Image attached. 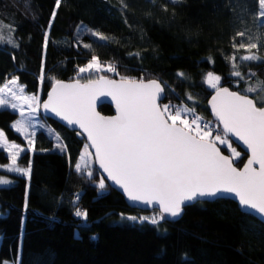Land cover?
Returning a JSON list of instances; mask_svg holds the SVG:
<instances>
[{"label":"trees","instance_id":"obj_1","mask_svg":"<svg viewBox=\"0 0 264 264\" xmlns=\"http://www.w3.org/2000/svg\"><path fill=\"white\" fill-rule=\"evenodd\" d=\"M256 12V0H60L59 8L56 0H0V87L18 77L25 93L42 102L56 80H158L165 104L194 107L211 121L209 72L222 87L250 97L257 94L245 92L246 81H264V18ZM240 43L257 48L233 46ZM250 54L260 59H240ZM93 56L116 71L81 75ZM99 111L111 115L112 107ZM38 114L32 151L18 161L30 165V178L0 172L11 181L0 188V264H264V223L232 200L199 202L180 219L141 223V215L159 211L131 209L105 181L100 189L95 166L91 177L77 172L85 139ZM17 117L0 109V131L24 146L11 127ZM50 132L59 134L65 151ZM246 158L241 153L236 165ZM0 163H8L3 151ZM74 202L88 211L87 222L74 215Z\"/></svg>","mask_w":264,"mask_h":264},{"label":"snow or ice","instance_id":"obj_2","mask_svg":"<svg viewBox=\"0 0 264 264\" xmlns=\"http://www.w3.org/2000/svg\"><path fill=\"white\" fill-rule=\"evenodd\" d=\"M256 3L255 15L264 18V0H256ZM59 6L60 0H56V8ZM52 18H55V12ZM92 34L106 39L99 33ZM237 35L245 34L238 32ZM233 46L247 48L249 51L257 48L255 43ZM230 59L233 61V69H237L236 57L232 56ZM240 59L256 61L260 57L250 54ZM93 69L96 72L102 69L95 56L85 67L79 68V73H87ZM106 70L116 71L112 65H108ZM178 75L183 77L184 73ZM232 75L243 78L239 70L233 71ZM40 79L42 81L43 76ZM220 79L212 72L206 76L208 85L217 89L216 95L212 97V111L223 125L224 133L223 137L217 134L212 139V128L196 114L194 107L161 105L164 87L157 80L144 83L142 80L122 77L117 82L103 76L95 80L89 77L84 84L79 79L74 83L56 80L55 86L48 93L47 101L41 105L37 95L25 94V86L20 85L16 77L0 87V108L19 110L21 119H17L11 127L24 136L29 147L33 144L35 132L29 131L28 122L23 119L25 104L30 109L31 118L35 117L42 106L68 125L83 129L91 141L90 146L95 149L100 168L123 189L128 199L159 206V217L139 218L141 223L148 220L151 224H159L165 219V214L170 218L179 217L186 203L227 195L237 198L241 206L264 217V81H257L256 85L246 81L245 92L257 94L250 98L247 94L229 91L227 87H218ZM98 95L111 96L119 114L110 118L100 116L95 111ZM189 99L192 97L189 96ZM228 134L242 141L251 152V158L247 160L243 170L234 167L232 160L221 155L215 146L217 141L228 144ZM49 135L55 136L56 148L66 150L58 133L50 132ZM228 146L231 148L230 144ZM88 147L85 146L81 162L75 164L77 172L87 169V158L91 155ZM0 149L6 150L10 160L0 168L30 178V165L21 167L18 164V157L25 152V148L20 144L10 143L3 131H0ZM231 151L234 157L240 156L235 148ZM255 164L259 165L258 169L253 167ZM87 175L91 177L92 171L88 170ZM10 183L9 179L0 176V185ZM105 187L104 179H101L99 188ZM79 197L80 194L77 193L76 201ZM73 207L74 215L87 222L88 211L82 210L75 202ZM127 219L137 221L138 217L128 216Z\"/></svg>","mask_w":264,"mask_h":264},{"label":"water","instance_id":"obj_3","mask_svg":"<svg viewBox=\"0 0 264 264\" xmlns=\"http://www.w3.org/2000/svg\"><path fill=\"white\" fill-rule=\"evenodd\" d=\"M107 79H110L109 77L107 76H103ZM95 80V79H94ZM112 80H115L117 82H119L121 79H112ZM76 80H73V81H63L64 83H74ZM158 81V80H157ZM144 83H148L149 81H143ZM159 83H161L160 81H158ZM82 84L84 83H87V82H81ZM161 85L163 86V84L161 83ZM55 86V83L51 86V88L49 89V91L46 93V96L44 98V100L41 102V105L47 101V96H48V93L51 92V89L52 87ZM164 87V86H163ZM217 91V90H216ZM216 91L213 92L210 100H209V112H210V116L211 118L217 122L222 131H223V125L217 120L215 114L213 113L212 111V97L214 95H216ZM231 91V90H229ZM162 97H164V99H162L160 101V103L164 102L165 101V89H164V92L161 94ZM249 96V95H248ZM250 97V96H249ZM252 98V97H250ZM103 105H108L110 107H112V114L111 115H103L102 113H100L99 111V108ZM95 111L97 113H99L100 116H103V117H106V118H110V117H115L117 116L119 113L117 112V109H116V102L111 98V96H107V95H98L96 100H95ZM39 112L40 114L46 118V119H49L53 122H56L58 123L59 125H61L62 127H64L66 130L68 131H74L78 134L79 137H83L85 139V142H86V145H88V149L93 157V162H94V166L97 168L100 176L102 177V179H104V181L108 184V186L113 189L114 191H116L117 193H119L126 205L128 207H130L131 209H135V210H140V211H159V206L156 205V204H152V205H145L143 203H140V202H132L128 199L127 197V194L124 193L123 189H121L119 187V185H116L112 180H110L107 176V173L104 172V170L102 168H100V165H99V161L97 160V158L95 157V149L92 148L90 145H91V141L88 140L87 138V133L84 132L83 129H80L78 126H75V125H68L66 121H63L61 120L60 117L56 116L54 113H52L51 111H46L42 106L39 108ZM227 138H229V140L244 154L247 156L246 158V161L244 162V164L241 166V167H238L235 162H234V159L229 155V154H225L223 151H222V148L216 144L215 146L219 149L221 155H225V156H228L232 162H233V166L234 167H237L238 170H243V166L247 163V160L251 158V152L250 150L247 149V147L243 144L242 141H239L236 137L232 136L231 134H228L227 135ZM253 167L255 168H259V165L258 164H255L253 165ZM219 199H229V200H232L233 202H235L238 207L240 208V210L243 212V213H246V214H249L253 217H255L256 219H258L259 221H261L262 223H264V217H261L259 214L255 213V212H252L251 210L249 209H246L244 208L243 206H241L239 204V201L237 198H234L233 196L231 195H227V196H224V197H218V198H215V199H205L203 201H196V202H191V203H186V205L184 206L183 208V211L181 213V215L179 217H176V218H170L168 217L166 214H165V220L167 221H171V220H175V219H180L182 217V215L184 214V211H185V208L186 207H189V206H192V205H195L196 203H199V202H214L216 200H219ZM160 213V211H159Z\"/></svg>","mask_w":264,"mask_h":264},{"label":"rangeland","instance_id":"obj_4","mask_svg":"<svg viewBox=\"0 0 264 264\" xmlns=\"http://www.w3.org/2000/svg\"><path fill=\"white\" fill-rule=\"evenodd\" d=\"M100 63V62H99ZM101 64V63H100ZM101 66H102V69H101V71L100 72H96L94 69L93 70H91L90 72H87V73H96V75L97 74H101V73H103V72H106L107 70H106V68H107V66L108 65H104V64H101ZM87 73H80L81 75L82 74H87ZM94 77H96L95 76V74H94ZM13 78H16V77H13ZM13 78H11V79H13ZM11 79H9V80H11ZM9 80H7L6 82H8ZM5 82V83H6ZM207 82V81H206ZM19 83V82H18ZM21 85V84H20ZM207 85H208V83H207ZM2 87V86H1ZM208 87H210L209 85H208ZM218 87H222V82H221V80H220V83H219V86ZM211 88V87H210ZM213 91H216L217 89H214V88H211ZM26 94V93H25ZM26 95H32V94H26ZM38 97H39V95H37ZM13 102H15V103H20L19 101H13ZM163 104H165V103H163ZM162 104V105H163ZM258 106H259V103H258ZM0 109H8V110H10L11 112H14V113H17L18 114V117H17V119H21V117H20V115H19V110H15V111H13V110H11V109H9V108H0ZM23 110H24V112H25V116L23 117V119L26 121V122H28V127H29V131L30 132H32V131H36L37 130V128H39L40 127V118H39V109L37 110V112L35 113V117L34 118H31V116H30V109L28 108V106H27V104H25L24 106H23ZM16 119V120H17ZM217 123V122H216ZM218 124V123H217ZM32 125H35V127L33 128L32 127ZM219 125V124H218ZM220 127V126H219ZM13 130L15 131V129L13 128ZM16 132V131H15ZM223 132V131H222ZM17 133V132H16ZM17 134H19L21 137H22V139L24 140V142H25V145L24 146H22V147H24L25 148V152L26 151H32V147H33V144H34V137H33V144H32V146L31 147H29L28 146V144H27V140H25L24 139V136L21 134V133H17ZM194 134V133H193ZM223 136H224V133H223ZM222 136V137H223ZM215 137V135H213L212 134V136L210 137V139H212V138H214ZM227 138V137H226ZM227 141H228V144H230L231 145V148L228 146V144H223V143H220L219 141H217L216 142V144H218L220 147H225L226 149H227V151H228V153H229V155L234 159V162H237L238 160H239V158L241 157V153L242 152H240V150H238L237 149V147H235L233 144H232V142L229 140V138H227ZM10 143H13V142H10ZM232 148H235L236 149V151L237 152H239L240 153V156L237 158V157H234L233 155H232V151H231V149ZM0 151H3L4 152V156L7 158V152H6V150H4V149H0ZM88 151H89V149H88ZM25 152H22L21 154H20V156L23 154V153H25ZM89 153H90V151H89ZM243 154V153H242ZM82 155H84V150L82 151V153H81V155H80V157L82 156ZM20 156L18 157V161H19V159H20ZM7 160H8V163L10 162V160L7 158ZM78 162H81L80 161V158H79V160H78ZM77 162V163H78ZM7 163V164H8ZM3 164H1L0 163V166H2ZM6 165V164H5ZM93 166H94V162H93V157H92V155H90V156H88V158H87V169H84V170H91L92 168H93ZM76 170V169H75ZM0 172H4V173H7V174H9V175H15V176H19V177H25V178H27L26 176H23V175H20V174H17V173H11V172H6V171H4L3 170V168H0ZM5 178H7V179H9L10 180V178H8V177H5ZM11 185V183L10 184H7V185H0V188H6V187H8V186H10ZM153 216H156V217H159V214L158 213H151V214H147V215H141V217H139V218H142V217H153ZM4 264H15V263H12V262H7V261H5L4 262Z\"/></svg>","mask_w":264,"mask_h":264},{"label":"built area","instance_id":"obj_5","mask_svg":"<svg viewBox=\"0 0 264 264\" xmlns=\"http://www.w3.org/2000/svg\"><path fill=\"white\" fill-rule=\"evenodd\" d=\"M173 106V105H172ZM176 106H178V105H176ZM182 106H187V105H185V104H183ZM179 107V106H178ZM196 111V110H195ZM196 114H198L199 115V113L196 111ZM190 119V118H189ZM203 121H205V122H207L208 124H209V126L212 128V134L213 135H217V134H220L221 135V130L219 129V127H218V125L217 124H215V123H213V122H211V121H208V120H206V119H203ZM193 127H195V126H193Z\"/></svg>","mask_w":264,"mask_h":264},{"label":"bare ground","instance_id":"obj_6","mask_svg":"<svg viewBox=\"0 0 264 264\" xmlns=\"http://www.w3.org/2000/svg\"><path fill=\"white\" fill-rule=\"evenodd\" d=\"M163 103H164V102H162V103H161V105H162ZM212 120H213V119H212ZM212 120H211V122H213V123L217 124V123H216L214 120H213V121H212ZM217 125H218V124H217ZM219 126H220V125H218V127H219ZM219 129L221 130V136H223V132H222V129H221V127H219ZM235 164H236V163H235Z\"/></svg>","mask_w":264,"mask_h":264}]
</instances>
